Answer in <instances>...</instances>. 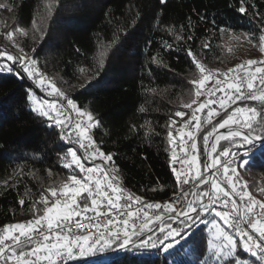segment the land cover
Segmentation results:
<instances>
[{
    "label": "trees",
    "instance_id": "trees-1",
    "mask_svg": "<svg viewBox=\"0 0 264 264\" xmlns=\"http://www.w3.org/2000/svg\"><path fill=\"white\" fill-rule=\"evenodd\" d=\"M46 3L48 0H0L5 5L0 8V51L31 56L40 73L64 84L67 96L81 111H90L100 121L88 135L100 151L112 155V164L125 186L152 199L171 195L177 183L168 153L173 147L168 131L171 128L177 145V130L184 128L202 98L196 96L191 84L199 78V69L187 50L191 49L214 79L241 64L242 48L229 51L228 37L251 45L244 51L247 60L264 54L260 47L264 0H60L51 18L42 21ZM241 6L245 13L239 12ZM33 20L39 33L33 30ZM9 32L11 39H5L3 34ZM102 51L107 53L103 67L99 63ZM4 62L0 60V64ZM29 90L45 95L26 74L0 71V228L43 215L44 205L38 201L46 196L51 206L63 199L59 191L71 181L72 172L62 167L65 161L61 157L75 145L62 142L58 128H50L30 111ZM192 99L197 103L185 109L184 104ZM245 105L259 110L258 102H230L212 125L218 129L234 108ZM178 111L185 115L177 117ZM209 132L207 126L198 134L200 162L204 136ZM225 148L247 149L221 140L215 156ZM242 157L238 171L247 182V191L264 201L259 191L264 188V142ZM76 174L82 179L78 170ZM52 188L57 190L56 197L49 191ZM202 216L175 238L179 244L174 241L169 253L131 248L84 261L100 253L94 250L84 257L78 253L77 259L66 264H200L206 258L208 264H235L236 258L241 264L245 260L256 264V258L239 242L236 258L221 256L214 261L209 251L214 230L205 223L213 217ZM173 227L178 231L184 228L176 223ZM222 228L229 231L223 223Z\"/></svg>",
    "mask_w": 264,
    "mask_h": 264
},
{
    "label": "snow or ice",
    "instance_id": "snow-or-ice-1",
    "mask_svg": "<svg viewBox=\"0 0 264 264\" xmlns=\"http://www.w3.org/2000/svg\"><path fill=\"white\" fill-rule=\"evenodd\" d=\"M160 2L166 3V0ZM59 5L60 0H48L44 5L45 15L41 17L42 21L51 18ZM4 7L5 5L0 4V8ZM239 12L245 13V7L241 6ZM33 30L40 32L35 20H33ZM7 35L11 39L12 33L9 32ZM43 39L44 35L41 33L40 40ZM260 41L261 50L264 51V35L260 37ZM115 43L113 41V44ZM204 47L207 48L208 45ZM23 51L21 48L20 52ZM187 54L201 74V78L193 79L191 84L196 88V96L203 95L200 89L212 78L213 73L197 61L191 49L187 50ZM106 55L104 51L99 53L101 67L104 66ZM0 60L5 61L0 64V71L21 76L26 74L28 78L35 80L48 96L56 95L66 100V105L58 104L55 100L51 102L41 100L31 94V90L27 95V99L31 102L30 111L50 128L60 129L62 142L67 141L69 145H77L79 150L85 152V160L99 158L105 163L112 162V155H105L100 151V146L88 135L91 128L100 125V121L95 119L90 111H81L74 100L66 96L54 83L49 82L51 91H47L45 76L36 67L35 59L26 55L13 56L6 51H0ZM258 63L264 64V61L250 59L246 64H237L235 68L228 69V73L218 74L215 86L208 92L211 98L200 103L197 108H192L197 103L195 99H192L191 103L184 104L185 109L192 108V116L185 124H190L194 120L197 130L201 125L198 112L209 109L206 124L212 122L211 118L214 115H219L213 105L218 104L221 109H227L229 101L232 104L237 101H252L258 102L259 110L256 106L247 105L234 108L227 118L219 123L218 128L226 129V133L220 132L215 135V142L211 144L210 152L207 151L209 139L217 133V127L214 126L212 132L204 136L205 155L208 159L203 163V174L198 156L192 155L191 158H187L185 150V136L192 139L191 149L194 152L197 150L194 133L185 132L183 128L177 130L179 151L185 156L184 159H180L176 151V138L173 137L171 128L169 129V143L173 145L171 159L174 164L180 165L179 170L175 167L172 169L180 193L171 203L144 202L141 197L134 196L124 189L118 179L109 175V171L102 165L85 167L77 151L69 147L67 153L61 157L65 161L62 167L72 172L71 184H64L59 191L63 199H57L49 206L48 198L43 196L42 200L38 201L44 205L43 215H37L34 220L26 223L9 224L0 229V264H62L65 259L68 261L77 259L74 249H78L79 256L84 257L94 250L99 252L111 250L114 245H118L115 249L117 251L148 248L169 253L175 245L167 241L170 238L175 239L182 234V231L191 228L195 220H202V214H210L213 217L205 223H210L214 230L213 239L209 241V251L212 252L214 261L221 256L226 260L236 258L239 242L244 251L256 258V264H264V201L257 200L250 191L243 190L246 185H238V182H234L237 169L230 168L228 160L223 163V177L231 191L222 186L218 179L217 167L221 164L220 157H235L237 156L235 151L225 148L219 155L212 157V154L217 152V144L221 140L228 141L236 148L247 147L245 156H249L261 142H264V67H254ZM219 75L224 76L223 81L218 78ZM37 77L39 79H36ZM217 92L221 93L219 98H216ZM69 112L76 114L75 121L70 119L69 115H65ZM175 115L183 117L185 113L178 111ZM172 123L175 124V121ZM77 170L83 174L82 179L78 178ZM230 172L232 175H229ZM98 173L103 174V179L98 178ZM185 186H188V191L184 190ZM201 186H204L203 191H200ZM49 191L53 197L58 194L55 188ZM259 191L264 194V188ZM121 192L125 193L123 198ZM189 195L191 199H188ZM20 204L23 205L24 201L21 200ZM177 205L180 206L179 211ZM102 207L106 209L103 212L100 210ZM218 208L224 210H217ZM76 217L80 219H75ZM101 217L106 222H102ZM81 220L86 223L81 225ZM218 220L231 231L222 228L217 223ZM72 223L77 225L75 232L72 230ZM173 223L183 225L184 228L178 231L177 227H173ZM81 228L84 230L83 233ZM88 228L94 231L88 233ZM191 235L194 233L187 239H191ZM133 238L136 240L134 241ZM176 243L179 244V241ZM200 264H208L207 258ZM235 264H241V261L236 258ZM242 264H250V262L245 260Z\"/></svg>",
    "mask_w": 264,
    "mask_h": 264
},
{
    "label": "built area",
    "instance_id": "built-area-1",
    "mask_svg": "<svg viewBox=\"0 0 264 264\" xmlns=\"http://www.w3.org/2000/svg\"><path fill=\"white\" fill-rule=\"evenodd\" d=\"M257 61H258V62H259V61H264V54L260 55V56L257 58ZM254 67H264V64H260V63H258V64L255 65ZM229 75H231V74H229ZM222 86H224V85H222ZM46 88H47V90L49 89L48 87H46ZM212 89H213V88H212ZM244 90L246 91V87H245ZM220 96H221V93L217 92V93H216V98H219ZM209 98H211V97H209V95H208V98H207V99H209ZM207 99H206V100H207ZM206 100H205V102H206ZM59 102L62 103L61 101H59ZM230 102H231V101H229L228 104H229ZM63 104H64V103H63ZM65 105H66V104H65ZM212 107H215V108H216V111L219 112V113H220V111L222 110V109L219 107L218 104H217V105H213ZM208 111H209V109L206 108V109H204L203 111L197 113V115H198V116L200 117V119H201V125H200L199 130H197V128H196V126H195V125H196V122H195L194 120H192L190 124H187V125L185 124V125H184L183 130H184L185 132L192 131V132L194 133V140H195L196 144H197V141H198V134H199L202 130H204L205 128H207V126H210V132H212V129H213V127H214V125H212V122H213V120L217 117V115H214V116L211 118V121H212V122H211L210 124H206V123H205V120L207 119ZM65 115H69V116H70V119H72L73 121L76 120V114H75V113H71V112H69V113H65ZM189 120H190V118H189L187 121H189ZM217 130H218V129H217ZM210 132H209V133H210ZM225 133H226V132H225ZM216 134H219V133L217 132V133L213 134V136L210 137V139H209V140H211V141H209V145H208V149H207L208 152L211 151V144L215 142V135H216ZM59 135H60V138H61V131H60V129H59ZM86 143H87V142H86ZM191 143H192V139H189L187 136H185V144H186V148H185V150H186V152H187V158H191L192 155H197V156H198V149L194 152V151L191 149ZM218 144H219V143H218ZM218 144H217V149H218ZM75 146H76V148L78 149V151H79V153L81 154V156H83V158H84V157H85V152L79 150V148H78L77 145H75ZM172 150H173V147L169 148V150H168V153L170 154L171 158H172ZM176 151H177V156H178L180 159H184V158H185L184 153H181V152L179 151V142H178V144L176 145ZM234 151L237 153V156H235V157H232V156H230V157H228V158H225V157H222V156L220 157V159H221V164L217 166V167L219 168L218 179H219L223 184H226V183L223 181V179H222V177H221L220 174L222 173L223 163L225 162V160H228V161H230V163H229V167H230V168L235 167V168L237 169V175L234 176V182H238V185H246L245 189H243V190H247L246 180H245L243 177H241V176L239 175V171H238V164H239V161H240L241 157L245 154V152H247V149H237V150H234ZM215 154H216V153H213V154H212V157H213V158L215 157ZM205 159H208V157L205 155V144H204V158H203V160L200 162V169H201V173H202V174L204 173L203 163H204ZM171 160H172V159H171ZM199 161H200V160H199ZM84 162L86 163L85 167H90L89 165H92V164L102 165L106 170L109 171V175H111V176H115V177L118 179V181L120 182V185H121L124 189H126L128 192L132 193L134 196H139V197H141L142 200H143L144 202H148V203H156V202H159V203H161V204H163L164 202H170V203H171V202L174 200L175 196H176L177 194L180 193V190H179V188H178V186H177L176 190H175L171 195H169V196H167V197H164V198L152 199V198H149V197H147V196H144V195L140 194L139 192L135 191L134 189L129 188L128 186H125L124 183H123L122 178L116 173V170H115V168H114L112 162L105 163L104 161H102V160L99 159V158H97V159H95V160H91V161H88V160H85V159H84ZM172 163H173V161H172ZM173 167H175L177 170L180 169V165H179V163H175V164L173 163ZM113 170H114V171H113ZM193 174H194V173H193ZM80 175H81V177L83 178V174L80 173ZM97 175H98V178L103 179V174H102V173H98ZM229 175H232V173L230 172ZM114 183H115V181H114ZM69 184H71V183H69ZM184 190H185V191H188V190H189V189H188V186H185V189H184ZM203 190H204V186H201L200 191H203ZM228 190L231 191L230 187H228ZM120 195H121V197L123 198V197L125 196V193H124V192H121ZM252 195H253V194H252ZM253 196H254V195H253ZM254 197H255L257 200H260V199H258L256 196H254ZM191 198H192L191 195H189L188 199H191ZM121 202H123V199H122ZM238 203H239V201H238ZM176 207H177V210L179 211V210H180V206L177 205ZM100 210L103 212V211H105L106 209H104V208L102 207ZM217 210L223 211L224 209H223V208H218ZM257 211H258V209H257ZM88 215H93V214H92V213H88ZM35 218H36V216H34V217H30V218H26V219H24L21 223H26V222H28L29 220H34ZM75 219H80V217H76ZM101 221H102V222H106V220H105L103 217H101ZM85 223H86V221L81 220V225H83V224H85ZM241 226L243 227V225H241ZM71 227H72L73 232H75V231H76V228H77V225H76L75 223H72ZM226 227H227V226H226ZM0 229H3V227H1ZM228 230H229V229H228ZM93 231H94V229H91V228H88V229H87V232H88V233H91V232H93ZM229 231H231V230H229ZM83 232H84V230H83V228H81V233H83ZM133 240L135 241L136 238H133ZM136 242L138 243V241H136ZM114 248H118V245H116ZM78 253H79V250H78V249H74V255L76 256ZM105 257H107V256H106L103 252H100V253L93 254V255H91L90 257H87V258H88V260H94V259H96V258H101V259H102V258H105ZM67 261H68V260L65 259V261L62 262V264H66Z\"/></svg>",
    "mask_w": 264,
    "mask_h": 264
},
{
    "label": "rangeland",
    "instance_id": "rangeland-1",
    "mask_svg": "<svg viewBox=\"0 0 264 264\" xmlns=\"http://www.w3.org/2000/svg\"><path fill=\"white\" fill-rule=\"evenodd\" d=\"M3 36L5 37V39H9L8 38V35L7 34H3ZM227 45H228V48H237L238 50H239V48H242V56H240V61H241V64H246V62L248 61L247 59H246V57L244 56V51L245 50H247L248 48H250V44H248V43H246V42H244V41H240V39L238 38V37H235V36H230V37H228V39H227ZM237 45V46H236ZM234 48V49H235ZM260 55H262V54H259V55H257L256 57H253V59L252 60H257V58L260 56ZM28 57H31V56H28ZM250 60V59H249ZM233 68H235V67H233ZM226 73H228V72H226ZM205 74H207V73H205ZM201 77H200V72H199V78L198 79H200ZM36 79H39V77H37ZM220 79V78H219ZM216 78L214 79V77H212V78H210L208 81H206L205 82V85L200 89L201 90V92L203 93V95H202V98H201V100H200V102L201 103H204V101L203 100H206L207 98H208V92H209V90L210 89H212V86L213 85H215L216 83ZM221 80L223 81L224 80V77L223 78H221ZM55 80V78H52V79H50V78H48V77H46L45 76V83H46V87H48L49 88V90L48 91H51V88H50V86H49V82H51V83H54L55 85H56V87L58 88V89H60L62 92H64L65 93V95L67 96V87L64 85V84H62L61 82L59 83L58 81H56ZM36 82V81H35ZM37 84V83H36ZM212 85V86H211ZM45 92V95H38V94H36L33 90H31V94H33L35 97H38V98H40L41 100H48V101H53V100H55L58 104L60 103L59 101H61L62 103H64V104H66L67 102H66V100H64L62 97H59V96H56V95H53V96H48L47 95V92L46 91H44ZM29 94V93H28ZM205 94V95H204ZM201 96V95H200ZM29 103H31L30 101H29ZM34 106V105H33ZM219 129V128H218ZM74 150H76L77 151V155L78 156H80V158H81V161L86 165V163L84 162V158H83V156H81V154L78 152V149L75 147V146H71ZM95 165H97V164H92V165H89L90 167H93V166H95ZM221 175V177H222V179H223V181L226 183V184H223L222 182V186L223 187H225L226 188V190H228V185H227V182H226V179H224V177H223V169H222V173L220 174ZM69 183H71V181L69 182ZM69 183H67V184H69ZM66 184V183H65ZM246 184H247V182H246ZM229 191V190H228ZM255 196V195H254ZM257 197V196H256ZM258 198V197H257ZM259 199V198H258ZM39 215H41V214H39ZM217 223H219L220 224V226L222 227V221H220V220H218L217 221ZM211 225V224H210ZM214 233H212V235H213ZM171 239V238H170ZM174 241H177L176 239H174V240H169V241H167L168 243H173Z\"/></svg>",
    "mask_w": 264,
    "mask_h": 264
},
{
    "label": "water",
    "instance_id": "water-1",
    "mask_svg": "<svg viewBox=\"0 0 264 264\" xmlns=\"http://www.w3.org/2000/svg\"><path fill=\"white\" fill-rule=\"evenodd\" d=\"M217 132H218V133H220V132H226V129H218ZM209 141H211V140H209ZM115 249H116V248H113L112 250L107 251V252H103V253H104L106 256H108V255L114 253L115 251H117V250H115ZM87 260H88V258H86L84 261H87Z\"/></svg>",
    "mask_w": 264,
    "mask_h": 264
}]
</instances>
